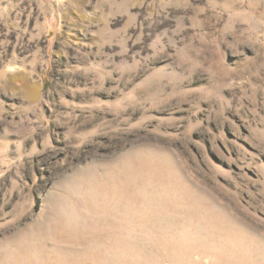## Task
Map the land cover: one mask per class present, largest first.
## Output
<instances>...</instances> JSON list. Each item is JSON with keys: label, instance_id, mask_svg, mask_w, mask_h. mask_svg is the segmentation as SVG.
<instances>
[{"label": "rangeland", "instance_id": "374dc122", "mask_svg": "<svg viewBox=\"0 0 264 264\" xmlns=\"http://www.w3.org/2000/svg\"><path fill=\"white\" fill-rule=\"evenodd\" d=\"M0 264H264V0H0Z\"/></svg>", "mask_w": 264, "mask_h": 264}]
</instances>
